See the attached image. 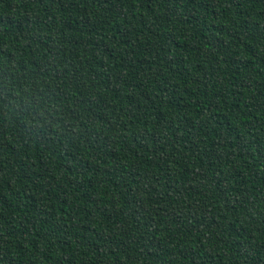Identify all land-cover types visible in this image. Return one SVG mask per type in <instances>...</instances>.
Masks as SVG:
<instances>
[{"label": "trees", "instance_id": "1", "mask_svg": "<svg viewBox=\"0 0 264 264\" xmlns=\"http://www.w3.org/2000/svg\"><path fill=\"white\" fill-rule=\"evenodd\" d=\"M0 264H264V0H0Z\"/></svg>", "mask_w": 264, "mask_h": 264}]
</instances>
